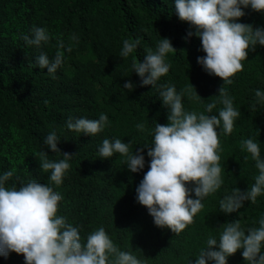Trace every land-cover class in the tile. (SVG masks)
I'll list each match as a JSON object with an SVG mask.
<instances>
[{
    "label": "trees",
    "instance_id": "1",
    "mask_svg": "<svg viewBox=\"0 0 264 264\" xmlns=\"http://www.w3.org/2000/svg\"><path fill=\"white\" fill-rule=\"evenodd\" d=\"M242 11L245 15L237 22L264 29V12L250 7ZM34 27L46 29L51 39L39 47L26 45L22 36H31ZM188 31L189 25L175 14L174 0H0V175L14 170L6 186L19 187L33 179L49 184L63 197L58 215L79 227L82 241L103 227L120 250L133 253L143 264H195L207 238L219 239L225 223L238 220L245 231L259 227L264 194L227 215L220 211L219 201L235 189L246 191L258 174L251 155L241 148L242 140H257L264 159V101L255 96L256 90L264 92V46L249 49L243 70L231 78V84H223L197 63V57L205 54L199 39L188 37ZM58 38L65 45L60 49L63 63L50 75L36 66L35 58L41 53L54 58ZM137 38L138 47L121 58L123 41ZM161 38L169 39L176 50L165 57L169 72L154 87L140 86L132 64L143 62L149 49L155 52ZM128 81L135 86L131 92L123 88ZM163 84L175 86L178 94L184 91L186 112L217 116L223 107L218 98L223 86L240 112L231 134L217 129L223 183L204 198L203 209L179 235L156 227L136 199V188L150 164L147 151L154 127L167 123L169 110L160 96ZM209 103H216L211 113L206 111ZM100 114L107 115L108 122L95 136L67 129L69 117L98 119ZM138 123L144 124L143 132ZM53 131L60 138V152L72 155L59 186L39 166L42 151L50 161L63 159L44 143ZM117 138L130 142L134 154L143 149V169L130 172L119 153L100 157L102 141ZM187 187L191 190L194 185ZM190 198H195L194 193ZM241 252L229 256L227 264H247ZM0 264H24V258L9 253L0 256Z\"/></svg>",
    "mask_w": 264,
    "mask_h": 264
},
{
    "label": "clouds",
    "instance_id": "2",
    "mask_svg": "<svg viewBox=\"0 0 264 264\" xmlns=\"http://www.w3.org/2000/svg\"><path fill=\"white\" fill-rule=\"evenodd\" d=\"M242 7L264 12V0H174L175 14L181 22L189 25L187 36L197 37L205 54L197 57V63L223 84H231V78L243 70L242 62L247 59L249 49L255 51L257 45L264 46V29L237 22L245 15ZM22 39L26 45L39 47L51 36L46 29L34 27L31 36L24 35ZM72 39L77 40V37ZM139 44L138 38L125 39L120 57L127 58ZM64 48L63 40L58 38L54 58L50 60L47 54L41 53L35 58L36 66L54 74L63 63L60 49ZM67 51L70 52L71 47ZM175 52L170 40L161 38L155 52L149 49L143 62L134 61L132 72L141 78L140 86H156L171 67L165 57ZM134 87L131 81L123 85L130 92ZM160 88L162 103L169 110L167 123H156L154 127L152 146L147 151L150 164L136 188V199L147 209L156 227L167 228L179 235L203 209L204 198L215 193L223 183L217 129L222 128L225 135L231 134L240 112L234 108L233 100L223 86L218 90L219 103L223 105L218 116L186 112L182 104L183 90L178 94L175 86L168 84L160 85ZM255 96L258 101H264V92L256 90ZM215 107L216 103H209L206 111L211 113ZM107 122L105 114H100L98 119L73 120L69 117L66 126L91 137L101 132ZM136 127L141 132L145 129L142 123ZM59 139L53 131L44 143L52 153H60L63 159L50 161L48 154L42 151L39 163L41 173H50L48 179L56 186L62 184L72 158V155L60 152L57 147ZM129 144L119 138L104 139L99 155L102 159H109L119 153L126 158L127 169L138 172L144 168L143 149L134 154L130 152ZM241 148L251 155L258 174L246 191L235 189L219 201L220 211L225 215L237 213L245 202L255 203L257 197L264 194V159L261 158L260 144L248 138L241 141ZM13 174L14 170L0 175V256L6 258L9 253H16L23 256L24 264H143L133 253L120 250L103 227L82 241L79 227L58 215L63 198L59 192L35 179L19 187L15 184L8 187L6 182ZM189 183L194 185L191 190L187 187ZM190 192L195 198H190ZM258 223L259 227L246 231L238 220L225 223L219 239L207 238L206 247L195 257V264H208L209 261L227 264V258L238 250H242V258L247 264H264V254L261 253L264 217Z\"/></svg>",
    "mask_w": 264,
    "mask_h": 264
}]
</instances>
